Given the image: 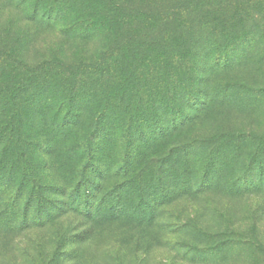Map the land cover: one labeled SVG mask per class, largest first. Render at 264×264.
Returning <instances> with one entry per match:
<instances>
[{"label": "rangeland", "instance_id": "374dc122", "mask_svg": "<svg viewBox=\"0 0 264 264\" xmlns=\"http://www.w3.org/2000/svg\"><path fill=\"white\" fill-rule=\"evenodd\" d=\"M175 1L0 0V264H264V0ZM172 68L216 97L151 133Z\"/></svg>", "mask_w": 264, "mask_h": 264}, {"label": "trees", "instance_id": "16d2710c", "mask_svg": "<svg viewBox=\"0 0 264 264\" xmlns=\"http://www.w3.org/2000/svg\"><path fill=\"white\" fill-rule=\"evenodd\" d=\"M188 0H176L175 5L172 6L175 10H179L181 13L183 12V4ZM169 17L173 15L171 13H167ZM165 16H162V20ZM174 18V17H173ZM164 30H160V33L166 32L168 34V26H162ZM73 27L69 28L72 30ZM68 32V31H67ZM68 32V33H69ZM134 36V35H133ZM128 37L121 38L118 37V40L115 42L116 44L112 45L110 48L102 51L99 55L97 62L95 63H87L89 67L92 69L96 68V72L102 74H106V66L108 64V60L110 56L116 54L117 50L119 51L123 45V48H126V43L128 41ZM167 40L162 41V47L165 48L167 44ZM168 45V44H167ZM138 47H134L132 52H138ZM202 48V47H201ZM198 48V49H201ZM197 49V47H196ZM191 49L189 48L188 51ZM204 50V49H203ZM201 50L200 52L192 53V57L197 56L199 59L200 54H205L202 58L205 64H208V56L210 55L209 49H205V51ZM185 51H182L184 53ZM136 54V53H134ZM137 55V54H136ZM190 57V55H188ZM188 56H185L186 58ZM191 58V57H190ZM189 58V60H190ZM86 63L81 65L85 66ZM189 64V63H187ZM65 65V64H64ZM76 66V65H75ZM75 66H72L75 68ZM71 67V66H67ZM80 67V66H79ZM110 72V69H108ZM161 77L164 79V86H165V93L163 97L160 99V103L158 105V101L155 104H152L150 111H146L145 109L142 110L148 117L147 121V128H150L151 133H157L163 125H167L168 129H174L180 126L186 125L188 122L192 121L196 118L199 112L206 110L214 101L216 94L212 91V80L209 73H204L202 70H193L192 72L189 71H182L177 68H172L165 74L161 73ZM137 86L129 87L131 94L133 93L134 89ZM130 94V95H131ZM123 96V94H121ZM81 100L83 98L81 97ZM160 111L159 113H156ZM148 112V113H147ZM261 173L264 172V159L261 161ZM264 176V174H263ZM249 185H246L248 187Z\"/></svg>", "mask_w": 264, "mask_h": 264}]
</instances>
